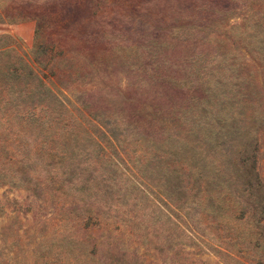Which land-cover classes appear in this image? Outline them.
I'll list each match as a JSON object with an SVG mask.
<instances>
[{
	"label": "rangeland",
	"instance_id": "374dc122",
	"mask_svg": "<svg viewBox=\"0 0 264 264\" xmlns=\"http://www.w3.org/2000/svg\"><path fill=\"white\" fill-rule=\"evenodd\" d=\"M0 264H264V0H0Z\"/></svg>",
	"mask_w": 264,
	"mask_h": 264
},
{
	"label": "trees",
	"instance_id": "16d2710c",
	"mask_svg": "<svg viewBox=\"0 0 264 264\" xmlns=\"http://www.w3.org/2000/svg\"><path fill=\"white\" fill-rule=\"evenodd\" d=\"M243 163H245V165H243ZM241 167H244V168H247L248 169V171L246 170L245 172L246 173H242L243 174V176H244V181H247V184L248 185H251L253 182H252V180H255V179H252V178H255V173H254V171H253V166H252V164H250L249 162H248V160H246L245 159V161L244 162H242L241 163V166H238L237 165V169L240 171V169H241ZM242 175H241V179H242V177H243ZM256 181V180H255ZM256 183V182H255Z\"/></svg>",
	"mask_w": 264,
	"mask_h": 264
}]
</instances>
